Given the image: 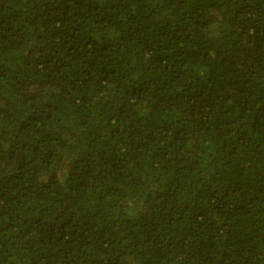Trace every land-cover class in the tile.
<instances>
[{
	"label": "trees",
	"instance_id": "trees-1",
	"mask_svg": "<svg viewBox=\"0 0 264 264\" xmlns=\"http://www.w3.org/2000/svg\"><path fill=\"white\" fill-rule=\"evenodd\" d=\"M0 264H264V0H0Z\"/></svg>",
	"mask_w": 264,
	"mask_h": 264
}]
</instances>
